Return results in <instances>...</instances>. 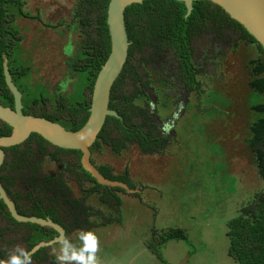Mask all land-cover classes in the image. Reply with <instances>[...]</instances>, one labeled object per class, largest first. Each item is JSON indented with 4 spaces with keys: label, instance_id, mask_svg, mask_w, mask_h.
I'll return each mask as SVG.
<instances>
[{
    "label": "rangeland",
    "instance_id": "obj_1",
    "mask_svg": "<svg viewBox=\"0 0 264 264\" xmlns=\"http://www.w3.org/2000/svg\"><path fill=\"white\" fill-rule=\"evenodd\" d=\"M77 1L23 0L29 18L10 8L17 15L13 27L22 37L12 66L28 68L20 84L33 96L42 93L54 102L78 90L73 61L83 36L75 17ZM193 48V61L203 69L200 93L184 89L170 50L146 68L151 82L146 106L163 142L159 153L145 156L131 147L116 155L105 147L91 156L116 174L127 167L132 182L146 187L143 202L120 194L134 216L123 213L127 241L120 235L100 237L112 243L110 248L135 255L152 227L158 234L181 232L187 241H170L160 250L167 264H234L227 255L226 224L240 205L264 190L256 165L258 157L264 160V86L259 83L264 74L251 45L233 46L209 35L195 38ZM45 171H56L52 162H45ZM71 188L81 196L74 184ZM145 261L139 254L132 264Z\"/></svg>",
    "mask_w": 264,
    "mask_h": 264
},
{
    "label": "trees",
    "instance_id": "obj_2",
    "mask_svg": "<svg viewBox=\"0 0 264 264\" xmlns=\"http://www.w3.org/2000/svg\"><path fill=\"white\" fill-rule=\"evenodd\" d=\"M110 0H78L75 17L83 36L82 50L73 61L77 72L78 90L68 98L54 102L42 95L26 92L20 84L28 71L26 67H13L16 43L22 37L13 27L17 15L10 12L11 6L18 15L29 18L23 12V0H0V105L14 108V98L4 77V61L12 82L21 94L22 113L57 123L66 130L76 132L89 116L91 95L95 79L110 53V37L106 22ZM128 47L124 67L114 82L109 98V110L117 117H106L104 126L90 147L91 156L108 148L118 155L131 147L141 155L159 153L163 142L156 134V126L149 117L146 106L147 93L151 88L146 68L164 52L170 50L177 61L179 80L184 89L201 92L198 76L203 69L193 61V40L197 37L215 35L233 46L239 42L255 48L259 71L264 74V50L261 45L218 5L210 1L192 3L190 13L183 2L176 0H145L133 4L124 12ZM264 86V77L260 82ZM11 127L0 120V138L11 134ZM264 150V125L262 126ZM4 158L0 166V185L13 203L17 214L24 218L49 219L69 237L78 229L90 230L120 222L121 195L127 194L119 187H107L96 183L83 169L79 150H66L51 145L37 134H31L19 145L2 148ZM264 154V152H263ZM50 161L56 171H45V162ZM257 161V160H256ZM91 164L107 180L125 184L133 193L129 196L142 201L145 186L135 185L128 168L116 174L109 165ZM258 175L264 182V160L258 157ZM71 184L81 193L77 196ZM95 195L99 202L116 214L106 216L87 204ZM93 216L101 219L98 224ZM227 255L234 264H264V190L255 192L252 198L240 205L237 215L227 224ZM60 236L50 226L19 222L13 218L8 207L0 200V260L19 245L31 251L41 243H50ZM170 241H187L183 233L158 234L153 227L147 242L149 251L160 261L161 248ZM55 243L41 247L32 255V264H57L52 250Z\"/></svg>",
    "mask_w": 264,
    "mask_h": 264
},
{
    "label": "water",
    "instance_id": "obj_3",
    "mask_svg": "<svg viewBox=\"0 0 264 264\" xmlns=\"http://www.w3.org/2000/svg\"><path fill=\"white\" fill-rule=\"evenodd\" d=\"M145 0H110L107 6L106 22L110 37V53L97 74L94 82L89 116L82 128L76 132L66 130L61 125L43 118L24 115L22 113L21 95L11 81L7 61H4L5 82L14 98V108L0 105V120L11 127L8 137L0 138V166L4 154L2 148L12 147L24 142L31 134H37L53 146L66 150H79L82 153L81 165L96 181L107 187H119L127 194L133 193L125 184L105 179L90 162V147L96 141L102 130L106 117H117L109 110L111 88L120 75L127 59L130 45L125 28L124 12L133 4H141ZM183 2L187 13L191 12L192 3L210 1L221 7L226 14L242 27L261 45L264 50V0H176ZM0 200L8 207L13 218L19 222H30L42 226L53 227L59 235L63 230L54 225L49 219L24 218L17 214L13 203L7 198L0 185ZM57 243V239L50 243H41L31 251L34 253L41 247Z\"/></svg>",
    "mask_w": 264,
    "mask_h": 264
},
{
    "label": "crops",
    "instance_id": "obj_4",
    "mask_svg": "<svg viewBox=\"0 0 264 264\" xmlns=\"http://www.w3.org/2000/svg\"><path fill=\"white\" fill-rule=\"evenodd\" d=\"M120 198L122 201V195ZM87 204L90 205L94 210L101 211L106 216H112V217L116 216V214L114 212H112L107 207L103 206L99 202L98 198L95 195H92L91 197H89L87 199ZM126 205L130 207V205L128 203L122 202V205L120 207V218H121L120 222H114V223L108 224L106 226L94 227V228L90 229V230L94 231L100 239L101 251L99 253V257L102 261V264H132L135 261V258H137L139 254H141L142 256L145 257V260H146L145 264L147 262L152 261V260H157L161 264H167V262H160L147 248V242H149L151 239V233H152L153 227L149 231L148 235L143 236V238L141 239V244L137 248V253L135 255H131L130 252L123 250V248H121V247H120L121 249L118 248L116 250L114 249L115 246H114V248H110V245L112 243L108 244L106 242L103 243L101 241L100 236H102V235H104V237L108 238V239H114L117 237V235H120L119 237L121 239H123V241H127L128 234H127V228H126L124 221H123V213L127 212L128 216L130 218H132L134 216L131 215L132 211L127 209ZM91 220L98 223V224L101 222V219L98 218L97 216H93L91 218ZM130 232L133 233L134 229L131 228ZM113 243H115V241ZM136 245H137V242H136ZM54 248H56L58 250V248H59L58 243L55 244ZM52 254H53V250H52ZM57 264H58V262H57Z\"/></svg>",
    "mask_w": 264,
    "mask_h": 264
},
{
    "label": "clouds",
    "instance_id": "obj_5",
    "mask_svg": "<svg viewBox=\"0 0 264 264\" xmlns=\"http://www.w3.org/2000/svg\"><path fill=\"white\" fill-rule=\"evenodd\" d=\"M57 243L59 248H53V255L58 264H102L99 257L101 242L92 230L78 229L71 237L61 234ZM32 255V251L17 245L6 260H0V264H32Z\"/></svg>",
    "mask_w": 264,
    "mask_h": 264
},
{
    "label": "flooded vegetation",
    "instance_id": "obj_6",
    "mask_svg": "<svg viewBox=\"0 0 264 264\" xmlns=\"http://www.w3.org/2000/svg\"><path fill=\"white\" fill-rule=\"evenodd\" d=\"M175 60V59H174ZM176 61V60H175ZM177 62V61H176ZM10 75V74H9ZM10 78H11V81H12V77L10 76Z\"/></svg>",
    "mask_w": 264,
    "mask_h": 264
}]
</instances>
